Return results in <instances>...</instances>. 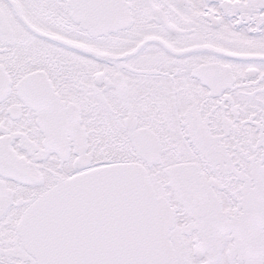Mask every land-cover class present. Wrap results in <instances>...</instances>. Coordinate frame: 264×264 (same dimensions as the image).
Masks as SVG:
<instances>
[{"label":"snow or ice","instance_id":"snow-or-ice-1","mask_svg":"<svg viewBox=\"0 0 264 264\" xmlns=\"http://www.w3.org/2000/svg\"><path fill=\"white\" fill-rule=\"evenodd\" d=\"M0 264H264V0H0Z\"/></svg>","mask_w":264,"mask_h":264}]
</instances>
